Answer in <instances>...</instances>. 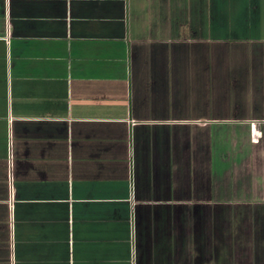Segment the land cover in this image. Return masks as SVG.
<instances>
[{
  "label": "crops",
  "instance_id": "1",
  "mask_svg": "<svg viewBox=\"0 0 264 264\" xmlns=\"http://www.w3.org/2000/svg\"><path fill=\"white\" fill-rule=\"evenodd\" d=\"M0 264H264V0H0Z\"/></svg>",
  "mask_w": 264,
  "mask_h": 264
}]
</instances>
